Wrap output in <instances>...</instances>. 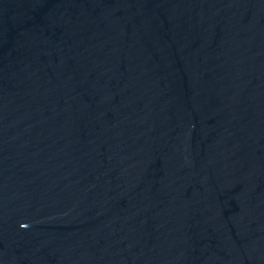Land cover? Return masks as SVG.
<instances>
[{
    "label": "water",
    "instance_id": "water-1",
    "mask_svg": "<svg viewBox=\"0 0 264 264\" xmlns=\"http://www.w3.org/2000/svg\"><path fill=\"white\" fill-rule=\"evenodd\" d=\"M0 264H264V0H0Z\"/></svg>",
    "mask_w": 264,
    "mask_h": 264
}]
</instances>
